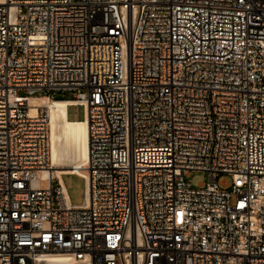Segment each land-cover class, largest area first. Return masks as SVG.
I'll use <instances>...</instances> for the list:
<instances>
[{"label": "built area", "instance_id": "obj_1", "mask_svg": "<svg viewBox=\"0 0 264 264\" xmlns=\"http://www.w3.org/2000/svg\"><path fill=\"white\" fill-rule=\"evenodd\" d=\"M65 92L89 133L80 206L39 176L28 103ZM55 255L264 264V0H0V264Z\"/></svg>", "mask_w": 264, "mask_h": 264}, {"label": "bare ground", "instance_id": "obj_2", "mask_svg": "<svg viewBox=\"0 0 264 264\" xmlns=\"http://www.w3.org/2000/svg\"><path fill=\"white\" fill-rule=\"evenodd\" d=\"M30 113L35 114L36 108L45 110L49 120L50 170L43 171L40 177L53 176L61 182L64 174H75L87 178L83 169L88 159L89 133L86 121L68 119L67 108L74 105L70 100H51L44 97L31 98L28 101ZM85 191V190H84ZM85 193V192H84ZM48 264H83L70 256L55 255L48 259Z\"/></svg>", "mask_w": 264, "mask_h": 264}, {"label": "rangeland", "instance_id": "obj_3", "mask_svg": "<svg viewBox=\"0 0 264 264\" xmlns=\"http://www.w3.org/2000/svg\"><path fill=\"white\" fill-rule=\"evenodd\" d=\"M41 95H43V93L37 94V96H41ZM71 97L72 96L70 92H65V93H56L53 98L70 99ZM67 115H68V119L70 120L83 121L82 106H73L67 108ZM186 180L190 182L192 186L197 187L198 185H201L202 183L207 181V174L204 172H191L187 175ZM224 180H229V177L224 175L218 176L219 182H222ZM61 182L65 190V194L69 204L72 206L82 205L85 197V193H84L85 185L83 179L75 175L64 174L61 176ZM55 184L56 183L54 182L53 186H55Z\"/></svg>", "mask_w": 264, "mask_h": 264}, {"label": "trees", "instance_id": "obj_4", "mask_svg": "<svg viewBox=\"0 0 264 264\" xmlns=\"http://www.w3.org/2000/svg\"><path fill=\"white\" fill-rule=\"evenodd\" d=\"M54 100H64V99H54Z\"/></svg>", "mask_w": 264, "mask_h": 264}]
</instances>
